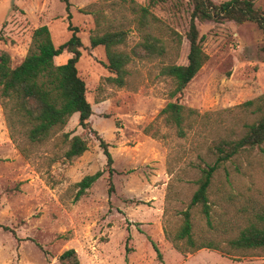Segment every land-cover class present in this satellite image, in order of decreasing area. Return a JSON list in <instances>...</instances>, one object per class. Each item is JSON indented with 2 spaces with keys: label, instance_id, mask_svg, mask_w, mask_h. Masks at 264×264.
Listing matches in <instances>:
<instances>
[{
  "label": "rangeland",
  "instance_id": "374dc122",
  "mask_svg": "<svg viewBox=\"0 0 264 264\" xmlns=\"http://www.w3.org/2000/svg\"><path fill=\"white\" fill-rule=\"evenodd\" d=\"M253 1L264 12V0ZM69 2L68 13L63 0H0V48L15 67L31 51L37 28L48 26L56 47L71 38L70 25L80 29L77 67L94 112L92 128L108 143L114 172L109 174L100 141L78 125V114L58 137L32 144L23 128L9 127L0 103V264H61L59 257L69 249L81 264H264L263 251L204 248L182 254L164 231L166 225L172 230L180 225L198 189L201 167L215 162L209 147L220 139L243 137L246 126L259 119L252 113L255 106L242 105L264 96V30L255 23H197L208 59L177 100L170 96L173 80L161 71L168 64L188 63L189 0L150 7L159 19L151 21L154 34L172 48L166 56L144 59L132 53L143 41L139 7L133 5L148 6L149 0ZM121 30L127 32L123 50L132 56L123 87L108 80L114 75L106 67L105 48L90 46L91 36ZM172 31L181 40L177 49ZM68 58L64 54L55 62ZM171 102L200 115L184 138L161 115ZM63 133L87 140L88 151L64 161ZM99 171L103 176L74 203V184ZM209 193L213 227L201 207L191 210L198 235L215 239L264 217V144L222 166Z\"/></svg>",
  "mask_w": 264,
  "mask_h": 264
},
{
  "label": "trees",
  "instance_id": "16d2710c",
  "mask_svg": "<svg viewBox=\"0 0 264 264\" xmlns=\"http://www.w3.org/2000/svg\"><path fill=\"white\" fill-rule=\"evenodd\" d=\"M126 1V0H125ZM168 0H149L148 6H139L138 26L143 34V41L137 44L132 53L135 57L144 59L153 55L166 56L170 52L168 40L154 34V23L159 22L151 12L150 7L157 6ZM66 10L70 12L69 0H63ZM192 5L190 12V26L186 34L189 42L188 63L186 65L168 64L162 68L161 74L173 80L174 89L171 98L180 100L184 90L196 77L206 63L208 56L204 52L197 23L234 22L238 25L255 23L264 30V12L255 7L253 0H228L217 4L213 0H189ZM134 3V2H132ZM98 17V16H97ZM70 18V15H69ZM73 32L71 38L64 44L56 47L50 29L44 25L33 33L32 49L25 59L17 66L12 65L10 54L0 48V103L11 129L20 126L26 132L27 139L32 144H45L58 137L67 126L70 119L78 114V125L89 131L100 141V146L107 159L109 174L114 172L113 157L109 145L92 128L91 117L93 108L86 97L87 87L80 77L78 63L82 57L83 43L78 35V27L69 26ZM174 48H179L181 40L179 34L172 31ZM126 31H107L103 35H93L90 38L91 48L103 46L106 51L107 69L114 76L108 80L123 87L128 75L127 67L132 56L123 50L126 44ZM63 54L70 55L64 64H56V58ZM252 108L254 114H259L257 122L247 125L246 134L236 140L220 139L209 147L210 154L215 158L213 164L201 167V177L197 181L198 189L194 193L187 210L182 212L181 223L176 229L165 226V236L175 249L182 254L194 253L204 248L215 249L222 253L236 251L238 253L264 252V217L257 216L255 222L237 231L232 228L215 239H208L203 234L194 231L191 210L201 207V214L209 227H213L212 202L210 188L215 174L229 161L241 152L251 148L261 147L264 144V96L251 100L242 105ZM165 121L175 126L177 135L186 137L187 129L193 127L194 118H200L199 113L185 107L179 102L168 103L161 111ZM14 131V130H13ZM59 141L64 144L62 155L64 161L71 162L81 157L89 146L87 140L79 135L71 137L70 133H63ZM99 171L85 176L74 184L76 194L73 202L77 203L87 195L89 189L103 176ZM221 223L223 219L220 220ZM227 247L229 250H226ZM154 248L157 250L156 246ZM260 251V252H259ZM161 258L160 254H158ZM264 255V254H261ZM61 264H81L74 249L66 250L60 257Z\"/></svg>",
  "mask_w": 264,
  "mask_h": 264
},
{
  "label": "crops",
  "instance_id": "0c3cea01",
  "mask_svg": "<svg viewBox=\"0 0 264 264\" xmlns=\"http://www.w3.org/2000/svg\"><path fill=\"white\" fill-rule=\"evenodd\" d=\"M63 55H64V54H63ZM67 55H68V54H67ZM69 58H70V55H69ZM69 58H68V59H69ZM66 62H67V61H66ZM66 62H65V63H66ZM63 64H64V63H63ZM75 115H77V114H75ZM75 115H74V116H75Z\"/></svg>",
  "mask_w": 264,
  "mask_h": 264
}]
</instances>
